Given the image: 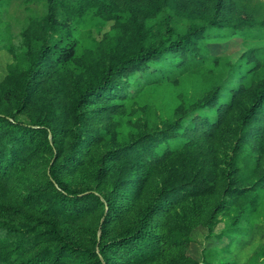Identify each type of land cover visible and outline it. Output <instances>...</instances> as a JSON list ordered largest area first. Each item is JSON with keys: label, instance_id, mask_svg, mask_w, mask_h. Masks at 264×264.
<instances>
[{"label": "trees", "instance_id": "1", "mask_svg": "<svg viewBox=\"0 0 264 264\" xmlns=\"http://www.w3.org/2000/svg\"><path fill=\"white\" fill-rule=\"evenodd\" d=\"M0 1L28 10L0 11V264H202L195 228L251 232L264 16L235 0ZM94 17L113 21L98 40L79 29ZM216 33L259 39L224 71Z\"/></svg>", "mask_w": 264, "mask_h": 264}, {"label": "rangeland", "instance_id": "2", "mask_svg": "<svg viewBox=\"0 0 264 264\" xmlns=\"http://www.w3.org/2000/svg\"><path fill=\"white\" fill-rule=\"evenodd\" d=\"M32 7L35 11H41L42 9L40 5L32 4L29 11ZM235 7L244 14L255 15L256 17L264 16V0H235ZM0 11H8L12 18L22 17L28 13V10L20 1L15 3L0 1ZM112 25V20L104 21L97 17L85 18L79 29L81 33H90L92 38L98 40L111 29ZM258 39L216 33L210 37L209 47L214 55L222 56V68L227 71L229 62L236 61ZM83 41L92 42V39L84 38ZM11 60L12 55L0 43V83L7 74V64ZM244 74L245 69H241L240 75ZM196 93H198L197 90ZM19 118L25 119L26 115L21 114ZM30 175L34 176L33 173ZM223 227L224 223L220 222L215 228V232L219 233ZM262 248H264V209L254 218L251 232L241 235L239 239L233 242L227 238L219 240L214 236H210L207 229L202 226L195 228L193 241L188 247V253L202 264L205 256L210 259L212 264H264V258L259 254Z\"/></svg>", "mask_w": 264, "mask_h": 264}]
</instances>
